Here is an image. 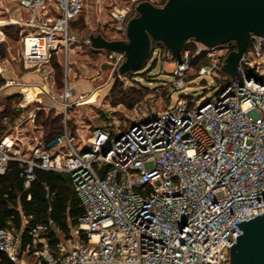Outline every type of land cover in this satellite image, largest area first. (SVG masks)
<instances>
[{"label":"built area","instance_id":"1","mask_svg":"<svg viewBox=\"0 0 264 264\" xmlns=\"http://www.w3.org/2000/svg\"><path fill=\"white\" fill-rule=\"evenodd\" d=\"M139 1L110 11L121 38ZM149 1L162 6L167 0ZM84 5L85 0L19 1L27 13L20 55L25 67L40 71L67 53L72 22ZM157 47L162 63L174 65L175 89L205 74L214 75L220 89L200 105L192 97L179 99L139 113L122 128L94 126L85 135L74 111L86 95L76 97L66 80L60 94L44 88L62 121L50 143L36 136L22 152L14 127L0 129V174L10 161L18 162L26 188L36 168L69 174L83 206L66 243L51 219L30 225L19 208L20 224L10 220L0 227V251L15 264H230V245L242 233L237 222L264 213V35L251 33L237 64L239 76L224 69L237 49L231 41L210 46L189 39L178 55L155 41L151 56ZM108 59L118 71L126 57L108 51ZM14 84L22 88V107L30 98L23 89L37 98V87L18 78L0 88ZM34 111L26 120L36 127ZM50 232L58 238L55 245ZM25 233L32 245L23 248Z\"/></svg>","mask_w":264,"mask_h":264},{"label":"rangeland","instance_id":"2","mask_svg":"<svg viewBox=\"0 0 264 264\" xmlns=\"http://www.w3.org/2000/svg\"><path fill=\"white\" fill-rule=\"evenodd\" d=\"M19 1L0 0V86L18 78L36 86L38 94L37 98L30 97L27 105L22 107L19 105L20 102L25 103L22 88L16 84L0 88V129L7 125L14 127L19 137L16 147L22 152L29 150L36 136L46 140L52 129L48 123L53 117L55 120L58 118L55 130L60 131V107L49 99L44 88L60 94L66 80L79 93L77 96L86 95L85 103L74 111L83 120L81 131L85 135L94 126L122 128L139 113L152 108L160 110L168 104L175 105L179 99L192 97L196 105H200L220 89L221 82L211 74L192 75L186 82V88L175 89L172 84L175 80L172 73L174 65L162 63L158 47L140 71L121 74L112 71L108 65L103 68L104 64L110 63L108 50L93 48L88 36L101 33L109 39H120L118 23L110 11L131 0H85L83 10L72 22L74 37L67 53L61 52L40 71H33L25 67L20 58L22 34L27 31L22 22L26 20L27 13L19 6ZM28 93L25 91V94ZM31 109L37 112L36 127L26 120ZM22 118L26 121L19 125ZM68 238L63 235L65 243Z\"/></svg>","mask_w":264,"mask_h":264},{"label":"water","instance_id":"3","mask_svg":"<svg viewBox=\"0 0 264 264\" xmlns=\"http://www.w3.org/2000/svg\"><path fill=\"white\" fill-rule=\"evenodd\" d=\"M136 9L127 22L125 38L109 39L101 33L88 36L94 48L125 54L118 68L121 74L146 65L153 41L178 55L187 40L195 39L210 46L234 40L237 49L229 53L224 69L239 76L237 64L251 33L264 35V0H167L162 6L141 0ZM106 65L112 67H102ZM237 224L242 233L230 245V264H264V213Z\"/></svg>","mask_w":264,"mask_h":264},{"label":"trees","instance_id":"4","mask_svg":"<svg viewBox=\"0 0 264 264\" xmlns=\"http://www.w3.org/2000/svg\"><path fill=\"white\" fill-rule=\"evenodd\" d=\"M231 42L236 43L234 40ZM154 43L155 41L152 42ZM129 73L131 72L126 74ZM57 121L58 118L55 120L53 117L48 123L52 129L46 135L47 143L59 132L55 130ZM20 172L18 162L10 161L7 172L0 174V227L7 225L10 220L20 224V208L23 214L30 218V225L51 219L66 237L70 236V225L77 223L78 217L83 213V206L69 174L36 168L35 179L26 188ZM45 186L49 187L48 191ZM49 235L50 244L55 245L58 240L56 234L50 232ZM28 243L32 245V237L25 233L23 248H26ZM0 264L15 263L0 251Z\"/></svg>","mask_w":264,"mask_h":264},{"label":"crops","instance_id":"5","mask_svg":"<svg viewBox=\"0 0 264 264\" xmlns=\"http://www.w3.org/2000/svg\"><path fill=\"white\" fill-rule=\"evenodd\" d=\"M94 48V47H93ZM95 49H97V48H95ZM101 50H104V49H101ZM72 90H73V92H74V94H75V96H77V94H79V93H77L74 89H73V87L71 88ZM25 91L27 92V89H25ZM29 93H31V92H29ZM28 93V94H29ZM53 93H55V91H53ZM28 94H26V97L28 98V96L29 97H32V96H34L35 94H33V93H31L30 95H28ZM92 100V99H91ZM90 100H88L87 102H89ZM81 117L79 116L78 117V119H80ZM79 121V120H78ZM83 120H80L79 122L81 123Z\"/></svg>","mask_w":264,"mask_h":264},{"label":"bare ground","instance_id":"6","mask_svg":"<svg viewBox=\"0 0 264 264\" xmlns=\"http://www.w3.org/2000/svg\"><path fill=\"white\" fill-rule=\"evenodd\" d=\"M27 92H31V93L35 94V91H32V90H30V89H27ZM31 93H30V94H31ZM28 98H29V96H28Z\"/></svg>","mask_w":264,"mask_h":264}]
</instances>
